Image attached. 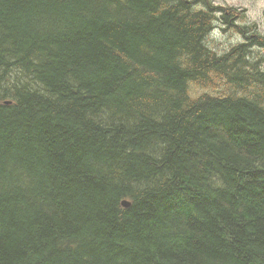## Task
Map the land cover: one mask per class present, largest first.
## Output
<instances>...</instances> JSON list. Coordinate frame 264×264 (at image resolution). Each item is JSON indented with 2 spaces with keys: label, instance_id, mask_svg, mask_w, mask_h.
Masks as SVG:
<instances>
[{
  "label": "trees",
  "instance_id": "16d2710c",
  "mask_svg": "<svg viewBox=\"0 0 264 264\" xmlns=\"http://www.w3.org/2000/svg\"><path fill=\"white\" fill-rule=\"evenodd\" d=\"M219 9L0 0V264H264V45Z\"/></svg>",
  "mask_w": 264,
  "mask_h": 264
},
{
  "label": "rangeland",
  "instance_id": "374dc122",
  "mask_svg": "<svg viewBox=\"0 0 264 264\" xmlns=\"http://www.w3.org/2000/svg\"><path fill=\"white\" fill-rule=\"evenodd\" d=\"M218 5H227L229 7H233L231 12L234 13L231 16V20L227 21V19L223 16H219V25L217 28L212 30V34H209L205 37L204 43L208 48H211L213 51L217 53H227L230 52L232 47L237 46L245 42V34L242 30L241 24H256L261 33L264 34V0H213ZM201 9V6H194V10L198 11ZM239 10H244L242 14L238 13ZM212 14L215 13L212 11ZM229 19V18H228ZM257 52L256 61H260L261 64L260 70L264 71V49L259 48L255 49ZM263 57V58H262ZM216 86L211 85L212 88L219 87L223 88L226 92H231L234 89L233 84H227L222 81L217 82ZM255 84V83H253ZM251 84L249 86H244L241 89L253 93L254 96H261L260 90L264 91V85L255 86ZM196 87L201 92L206 91V88L203 86H199L198 82H196ZM212 88H208L211 92ZM259 98V97H258Z\"/></svg>",
  "mask_w": 264,
  "mask_h": 264
},
{
  "label": "flooded vegetation",
  "instance_id": "af4514ba",
  "mask_svg": "<svg viewBox=\"0 0 264 264\" xmlns=\"http://www.w3.org/2000/svg\"><path fill=\"white\" fill-rule=\"evenodd\" d=\"M243 11L244 10H239L238 9V13L239 14H242L243 13ZM215 14H214V16H215V18H216V21H220L219 20V16L221 15V13H220V11L218 10V12H216V10H214L213 11ZM222 16V15H221ZM227 19V18H226ZM227 21H230L229 19H227ZM241 27H242V30L244 31V34H245V42L246 43H248V44H252V45H259L257 42H258V40H256V38L257 39H259V38H261V41H263L262 42V44L264 45V34L263 33H261L260 31H259V29H258V26L256 25V24H253V25H248V28L249 29H247L246 28V26H243V25H241ZM249 30L251 31V32H249Z\"/></svg>",
  "mask_w": 264,
  "mask_h": 264
},
{
  "label": "bare ground",
  "instance_id": "6f19581e",
  "mask_svg": "<svg viewBox=\"0 0 264 264\" xmlns=\"http://www.w3.org/2000/svg\"><path fill=\"white\" fill-rule=\"evenodd\" d=\"M200 4V3H199ZM210 3H208V5H209ZM201 5V4H200ZM204 5H206V4H204ZM203 7V6H202ZM211 7V6H210ZM207 8V7H206ZM208 9V8H207ZM216 12H218V10H216ZM213 15V14H212ZM213 17H214V19H213V21H212V25H213V28H212V30L214 29H216L217 28V25H219V22L218 21H216V18H215V16L213 15ZM125 203H131L129 200H123V202H122V204L125 206Z\"/></svg>",
  "mask_w": 264,
  "mask_h": 264
},
{
  "label": "water",
  "instance_id": "95a60500",
  "mask_svg": "<svg viewBox=\"0 0 264 264\" xmlns=\"http://www.w3.org/2000/svg\"><path fill=\"white\" fill-rule=\"evenodd\" d=\"M130 205V203H125V206H129Z\"/></svg>",
  "mask_w": 264,
  "mask_h": 264
}]
</instances>
